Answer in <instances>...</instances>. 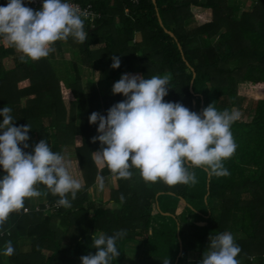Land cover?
Wrapping results in <instances>:
<instances>
[{
	"label": "trees",
	"instance_id": "16d2710c",
	"mask_svg": "<svg viewBox=\"0 0 264 264\" xmlns=\"http://www.w3.org/2000/svg\"><path fill=\"white\" fill-rule=\"evenodd\" d=\"M73 1L90 3L99 14L92 22L82 18L88 32L84 44L69 37L56 42L48 57L22 62L21 53L0 40V110L12 109L14 126H31L30 147L19 145L23 151L34 153L41 140L62 155L72 148L84 187L74 200L69 194L71 207L44 210L59 197L38 184L41 195L25 200L28 210L13 212L0 225V264L4 258L7 264H82V256L97 251L94 233L111 236L121 230L126 235L117 240L120 255L111 264H163L166 259L200 264L210 236L225 231L241 248L240 264H264V0ZM7 3L0 0V6ZM192 6L210 8L211 20L192 23ZM137 33L139 41L134 40ZM114 55L119 68L112 67ZM6 58L12 67L5 66ZM83 68L97 71L98 78L84 82ZM127 72L145 78L169 75L165 102L198 114L213 103L220 111L236 110L239 119L230 130L237 149L224 161L230 174L217 177L195 168L190 169L198 181L194 186H168L146 183L133 168L130 179L115 176L108 200L112 206L90 199L87 190L97 176L113 174L93 160L101 144L92 140L100 133L89 117L93 112L106 117L126 99L112 89ZM245 83L254 86L253 98L239 93ZM62 84L73 99L63 98ZM77 135L82 142L74 146ZM4 174L0 166V178ZM7 241L15 249L10 257L3 255ZM128 245L135 251L128 252Z\"/></svg>",
	"mask_w": 264,
	"mask_h": 264
},
{
	"label": "clouds",
	"instance_id": "9594fccd",
	"mask_svg": "<svg viewBox=\"0 0 264 264\" xmlns=\"http://www.w3.org/2000/svg\"><path fill=\"white\" fill-rule=\"evenodd\" d=\"M69 37L84 44L88 32L82 14L67 0H43L40 10L26 7L24 0H8L6 6H0V40L21 53L22 62L48 57L55 52L56 42ZM112 59V67L119 68V57L114 55ZM170 79L169 75L145 78L124 74L114 84L113 93L126 99L113 105L106 117L98 112L89 117L90 124L98 123L100 133L92 140L101 144V149L93 152L98 166H106L121 179H130L135 168L146 183L163 182L168 186H194L198 181L190 169L195 168L202 167L217 177L230 174L224 161L237 149L230 129L239 113L234 109L217 110L213 103L198 114L181 103L165 102ZM11 112L8 106L0 110V166L5 173L0 178V225L10 214L23 209L26 199L41 195L38 184L59 197L57 207L66 208L71 207L69 194L74 200L84 187L72 175L71 162L53 152L47 140L38 142L34 153L22 150L21 144L25 149L30 147L28 133L32 128L29 124L14 126ZM96 184L103 191L105 178L98 175ZM124 235V230L111 236L94 233L92 247L97 251L82 256V264H111L120 255L117 240ZM14 251L7 241L3 255L10 257ZM240 252L233 234L225 231L210 236L200 264H240ZM163 264H169V260Z\"/></svg>",
	"mask_w": 264,
	"mask_h": 264
},
{
	"label": "rangeland",
	"instance_id": "374dc122",
	"mask_svg": "<svg viewBox=\"0 0 264 264\" xmlns=\"http://www.w3.org/2000/svg\"><path fill=\"white\" fill-rule=\"evenodd\" d=\"M245 5H248V3L247 2H245ZM243 6H244V4H243ZM198 9H200V8H198ZM197 8H195V7H191V11H192V14H193V22L192 23H194V24H196V25H199V24H202V23H200V22H198L197 20H200V17H199V11H201L202 12V10H198ZM241 10H242V8H241ZM196 12H198V13H196ZM192 25V24H191ZM191 25H190V23L189 24H187V27H191ZM139 39H140V36H139V34L137 33L136 35H135V37H134V40L135 41H139ZM1 42L3 43V44H5L2 40H1ZM64 53L66 54V55H68L69 54V50L68 49H66L65 51H64ZM4 64H5V66L6 67H12L13 66V62H12V59L11 58H6L5 60H4ZM128 73V72H127ZM81 74H82V80L85 82L87 79L89 80H93V79H97L98 78V74H97V71H93L92 69H90V68H83L82 69V71H81ZM141 74V73H140ZM27 84V81H24V82H21L19 85H21V86H23V85H26ZM101 86V85H100ZM61 93H62V96H63V98L64 99H73V95H72V93H71V91L68 89V88H66L63 84L61 85ZM239 93L241 94V95H243V96H246V97H249V98H253L255 95H254V93H255V88H254V86H252V85H250V84H242V85H240L239 86ZM80 143V142H82L81 141V137L79 136V135H77L76 137H75V144H74V146L76 145V146H78V144L77 143ZM81 144V143H80ZM79 144V145H80ZM75 163H77V166H73V167H71L70 168V171H71V173H72V175L74 176V177H78V175H79V177H80V179H82V181H83V176H82V172H81V170H80V166H79V164H78V161L76 160V162ZM97 165V164H96ZM111 176H113V186L111 187V189L112 188H115L116 187V185H117V183H116V179H115V176L114 175H111ZM109 178H110V176H109ZM112 182V179L110 178L109 180H107V178L105 177V187L106 188H108L109 186L108 185H110V183ZM96 185V183L93 185V186H91L87 191H88V193H89V197H90V199H96V198H106V200L109 198V194L110 193H108L107 195L104 193V192H102V191H100V190H97L96 189V187H94ZM110 192H111V190H110ZM21 242H25V240L24 241H21ZM25 248V247H24ZM126 249H127V251L128 252H134L135 251V245L133 246V245H128L127 247H126ZM192 257V256H191ZM5 259V258H4ZM3 259V261H4V263L5 264H7V260L5 259L4 260Z\"/></svg>",
	"mask_w": 264,
	"mask_h": 264
},
{
	"label": "crops",
	"instance_id": "0c3cea01",
	"mask_svg": "<svg viewBox=\"0 0 264 264\" xmlns=\"http://www.w3.org/2000/svg\"><path fill=\"white\" fill-rule=\"evenodd\" d=\"M192 7H195L197 9L200 8L198 10H202V12L199 11L200 20H197L198 22L204 23V22H207V21L211 20L212 13H211V9L210 8H203V7H199V6H192ZM124 74H131V75H139V76H141L140 72H130V73H124ZM80 143H77V144L79 145ZM72 151H73L72 148H65V151H64V154H63L65 156V158L71 162V167L77 166V163H75L76 162V158H75V156H74ZM98 168H101V166H98ZM76 178L80 179L79 175H78V177L76 176ZM106 178H107V180H109L110 178L112 179V182L110 183V185H108L109 187L108 188L105 187V189L102 191V192H104L107 195L108 193H110L111 187L113 186V183H114L113 179L114 178L111 175H110V178H109V176H107ZM80 180L82 181V179H80ZM82 183H83V181H82ZM94 187H96V189L99 190L98 187H97V184ZM96 199H101V198H96ZM101 200L103 202H106L108 206H112V204H113L112 202H108L109 198L106 200V198L103 197Z\"/></svg>",
	"mask_w": 264,
	"mask_h": 264
},
{
	"label": "built area",
	"instance_id": "2783aa9c",
	"mask_svg": "<svg viewBox=\"0 0 264 264\" xmlns=\"http://www.w3.org/2000/svg\"><path fill=\"white\" fill-rule=\"evenodd\" d=\"M26 2L32 3L34 7L43 5V0H24V3ZM67 2L70 3L74 8L79 10V12L82 14V18L87 19L90 22H92L95 18L99 17V14L93 10L92 5L90 3H87L86 5H82L81 3L73 0H67ZM51 208H59V207H57L56 202H54L53 204L46 203L42 209L49 210ZM35 209L38 210L39 208L36 207ZM27 210H28L27 208H24V211Z\"/></svg>",
	"mask_w": 264,
	"mask_h": 264
},
{
	"label": "water",
	"instance_id": "95a60500",
	"mask_svg": "<svg viewBox=\"0 0 264 264\" xmlns=\"http://www.w3.org/2000/svg\"><path fill=\"white\" fill-rule=\"evenodd\" d=\"M193 76H194V73H193ZM191 83H192V81H191ZM191 83H190V89H191ZM180 252H181V249H180ZM180 252H179V254H180ZM179 254H178V255H179Z\"/></svg>",
	"mask_w": 264,
	"mask_h": 264
}]
</instances>
